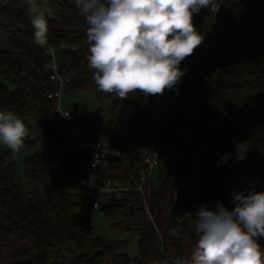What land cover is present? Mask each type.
Listing matches in <instances>:
<instances>
[{
	"label": "trees",
	"instance_id": "1",
	"mask_svg": "<svg viewBox=\"0 0 264 264\" xmlns=\"http://www.w3.org/2000/svg\"><path fill=\"white\" fill-rule=\"evenodd\" d=\"M44 1L56 15L48 20L45 47L33 43L27 6L0 5V19L13 29L8 40L16 49L0 47V111H12L24 123H34L44 140L43 152L26 158L24 180L17 177L15 163H6L9 153L0 145V264H174L189 256L198 241L196 213L189 240L173 235L185 224L175 214L192 210L188 186L194 179L191 165L174 159V153L191 159L201 149L207 151L201 162L205 175L196 212L201 206L215 211L217 202L231 211L235 193L247 187L264 191V0H251L254 6L214 0L216 12L209 8L194 14L193 23L204 42L184 60L190 68L182 93L200 95L202 100L175 112L166 123H159L152 112L164 93L145 96L137 90L124 100L99 91L92 79L95 70L87 62V21L74 0ZM49 48L59 57V72L70 79L66 90L92 93L103 105L128 116L123 124L130 130L135 153L86 108L76 106L72 111L83 120L86 135L109 143L101 181L129 189L119 198L107 199L100 211L117 220L114 229L137 237L134 257L124 252L129 241L93 236L90 213L84 210L92 200L81 185L90 153L76 148L72 131L63 130L59 117H51L56 101L48 95L57 85L50 80ZM216 69L220 73L213 76L215 83L207 82L205 77ZM185 130L192 140L188 146L183 145ZM32 143L26 139L24 144ZM150 143L162 145L158 180L145 185L142 195L137 191L146 171L142 153ZM237 145L247 148L242 160L237 158ZM240 177L246 187L239 182L227 185ZM258 242L264 248V237Z\"/></svg>",
	"mask_w": 264,
	"mask_h": 264
},
{
	"label": "clouds",
	"instance_id": "2",
	"mask_svg": "<svg viewBox=\"0 0 264 264\" xmlns=\"http://www.w3.org/2000/svg\"><path fill=\"white\" fill-rule=\"evenodd\" d=\"M86 30L88 66L99 91L126 100L139 90L162 95L184 76L180 64L204 42L193 23L194 14L215 7L214 0H74ZM34 29L33 43L48 45L51 9L42 0H27ZM29 130L12 111H0V145L18 154ZM247 148L237 145V158ZM227 160V154L222 158ZM229 211L201 206L196 212L198 241L190 255L174 264H264V191L254 188L233 195ZM191 216V214H188ZM165 264L167 262L165 261Z\"/></svg>",
	"mask_w": 264,
	"mask_h": 264
},
{
	"label": "rangeland",
	"instance_id": "3",
	"mask_svg": "<svg viewBox=\"0 0 264 264\" xmlns=\"http://www.w3.org/2000/svg\"><path fill=\"white\" fill-rule=\"evenodd\" d=\"M1 6H6L9 8H18L28 6L23 0H0ZM30 20V18H29ZM0 47L7 51H15V47L8 40L9 32L13 29L9 25L6 19H0ZM57 55V54H56ZM57 61L59 60L58 55ZM187 71H185V75ZM10 89L14 88V85L7 84ZM183 97L180 99H173L171 89H166L162 97L160 106L169 107V115H174L175 112H183L187 107ZM78 107L79 110L86 108L90 116L97 122L105 124V126L111 132L115 133L128 147V149L135 153L132 136L128 126L124 125L123 122L128 117L127 114L121 109L112 108L109 106L103 105L99 102L95 95L92 93H82V92H71L64 90L61 97L60 109L62 112L68 110H74V107ZM192 109V108H191ZM189 108V112L191 111ZM77 114V113H76ZM77 122L74 129L66 128L65 131H72L74 137H81L86 135L85 126L83 120L79 116H75ZM29 130L28 140H33L32 144H24V147L20 150L18 154H14L10 149L4 147V149L9 153L6 158V163L16 164V173L17 177L21 180H24V166L26 158L38 153L43 152L44 150V140L41 138L40 131L36 128L34 123L28 122L25 123ZM183 145L188 146L192 144L190 133L188 130L183 132ZM28 142V141H26ZM106 146L109 144L107 141L103 142ZM77 148V147H76ZM79 149V148H78ZM76 149V150H78ZM114 153H111L112 156ZM207 154L206 150L201 149L200 152L191 159H187L185 155L181 152L174 153V159L188 163L191 165V173L194 175V179L189 183V198L192 201V209H196L201 196V186L202 179L205 175L203 169L201 168L202 158ZM154 184L158 180V172L154 174ZM241 183L243 186H247V183L243 177H240L237 180H231L228 182V186ZM251 187H247V190H251ZM101 206L107 201L104 198H97ZM85 211L90 213V221L94 229L93 236L99 237L104 241H129V246L125 249V253L129 256L134 257L137 254V237H134L128 233L120 232L117 229L113 228V224L117 222L116 219H110L104 216L103 212L96 210L92 207V202L84 208ZM184 226L179 227L173 231V235L181 238L183 241H187L191 238L193 231V223L191 219H188L184 222Z\"/></svg>",
	"mask_w": 264,
	"mask_h": 264
},
{
	"label": "built area",
	"instance_id": "4",
	"mask_svg": "<svg viewBox=\"0 0 264 264\" xmlns=\"http://www.w3.org/2000/svg\"><path fill=\"white\" fill-rule=\"evenodd\" d=\"M27 4V0H23ZM40 2V0H38ZM42 2L51 9L50 14L48 16V20H52L56 17L55 11L53 7L48 5L44 0ZM28 5V4H27ZM28 7V6H27ZM214 12L217 11V6L212 7ZM30 18V16H29ZM31 21V19H30ZM217 26L218 23L215 22ZM47 54L50 56L51 62L49 65L50 68V80L57 85V89L54 92H51L48 95V98L51 100L56 101V107L51 114L52 118L59 117L62 122L65 130L66 128L74 129L77 119L73 114L72 110H68L62 112L60 109V102L63 91L68 87L70 83V79L66 76H63L59 72V62L57 61L56 51L52 48L47 49ZM180 68L189 71V65L185 63L183 60L180 64ZM220 73L219 69H216L214 72L210 73L205 77V80L209 83L214 84L216 79L213 77L216 74ZM187 74L181 78L179 83L171 89V93L173 99H180L181 97L184 98L185 102L188 106L189 104L193 103L194 101H201L202 98L200 95H190L186 97L182 93V86L186 82ZM148 111V108L145 109ZM158 116L159 123H166L170 119L169 115V107L168 106H155L152 110ZM61 132H64V131ZM75 145L77 148L82 149H89L90 153V165L88 171L86 173L85 178L82 180L81 185L84 188L87 196L92 200V207L96 210H100L101 204L98 202L97 198H119L122 192L129 191V189H122L111 182L103 183L102 176H101V169L104 163V159L106 155L109 153L107 146L100 140H96L95 138L85 135L81 137H75ZM162 152V145L157 143H150L148 148L142 153V160L146 166V171L141 175V183L143 186L137 189V191L144 195V186L147 185L148 187L151 186V183L154 181V174L157 171L159 166V159ZM196 213V209H192L190 211H183L178 212L175 214V219L178 222H185L188 219H191ZM191 214V216H188Z\"/></svg>",
	"mask_w": 264,
	"mask_h": 264
},
{
	"label": "water",
	"instance_id": "5",
	"mask_svg": "<svg viewBox=\"0 0 264 264\" xmlns=\"http://www.w3.org/2000/svg\"><path fill=\"white\" fill-rule=\"evenodd\" d=\"M240 2L242 4H246V5H249V6H254V2H252L251 0H240Z\"/></svg>",
	"mask_w": 264,
	"mask_h": 264
}]
</instances>
